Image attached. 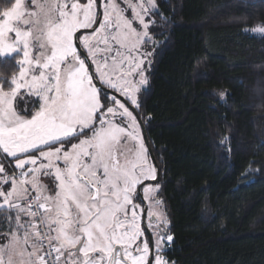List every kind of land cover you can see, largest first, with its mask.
<instances>
[{
    "label": "snow or ice",
    "instance_id": "snow-or-ice-1",
    "mask_svg": "<svg viewBox=\"0 0 264 264\" xmlns=\"http://www.w3.org/2000/svg\"><path fill=\"white\" fill-rule=\"evenodd\" d=\"M127 2L131 20L116 0H106L103 19L100 0L72 2L70 9L63 3L39 5L38 12L27 14L29 18L21 0H15L2 12L0 57L22 52V59L7 91L0 83V151L6 154L0 156L4 162L0 210L15 212V231L10 223L12 239L0 247V264L6 251L7 264H14L17 252L23 256L21 242L31 243L27 264H167L162 249L173 237L160 229L166 220L149 212L159 221L153 262L149 242L137 244L143 233L137 222L139 205L134 202L139 199L138 186L157 179L156 169L147 163L134 112L142 111L139 93L148 83L150 57L156 54L145 46H162L153 41L155 20L150 19L159 10L156 0ZM13 21L31 27L25 30ZM137 22L139 28L134 27ZM78 29H92L93 34L81 37L76 35ZM253 31L264 33V27ZM13 32L15 39L5 42V35ZM113 42L119 47L114 49ZM100 44L103 62L93 51ZM81 46L88 56L78 51ZM89 56L96 65L94 72ZM21 89L36 98L23 109L15 103ZM36 102L39 108L33 113ZM8 158L15 161L14 169H6ZM41 176H54L55 188L51 180L41 183ZM157 190L158 185L143 187L146 197ZM42 241L47 242L46 249Z\"/></svg>",
    "mask_w": 264,
    "mask_h": 264
},
{
    "label": "trees",
    "instance_id": "trees-1",
    "mask_svg": "<svg viewBox=\"0 0 264 264\" xmlns=\"http://www.w3.org/2000/svg\"><path fill=\"white\" fill-rule=\"evenodd\" d=\"M13 3L0 0V15ZM156 4L152 38L162 46L151 43L135 113L173 237L167 264H264V33H250L264 27V0ZM18 60L0 59L4 90Z\"/></svg>",
    "mask_w": 264,
    "mask_h": 264
},
{
    "label": "rangeland",
    "instance_id": "rangeland-1",
    "mask_svg": "<svg viewBox=\"0 0 264 264\" xmlns=\"http://www.w3.org/2000/svg\"><path fill=\"white\" fill-rule=\"evenodd\" d=\"M72 2H78V3H81V4L83 5V4H86V3L88 2V0H21V3H22V9H23V11H24L25 14H26V17H25V18H29V17L27 16L28 13L38 12V11H39V7H38L39 5H44V4L59 5V4H62V3H63V4H66L67 7L70 9V6H71V3H72ZM105 2H106V0H100V4H101V7H100V13H101V15H100V19H103V5H104ZM116 2L119 3V5H120L122 8L127 9V11H126V13H125L126 18H128V19L131 20V19H132V12H131V9L129 8V4H128L127 0H116ZM130 2H131V3H139L140 0H130ZM56 15H57V16L59 15L58 11L56 12ZM3 19H4V18H3L2 14H1V15H0V23L3 22ZM32 19H35V18L32 17ZM150 19H151V17H150ZM12 23L15 24L16 26L21 27L22 29H25V30H26L27 28L31 27L30 25H24V24H22L21 22H17V21H13ZM94 27L98 28V27H99V24L94 25ZM134 27L139 28L138 22H137V23H134ZM256 28H258V27H256ZM256 28H253V29L250 31V33L253 34V35H261V34H263V33H258V32L253 31V30L256 29ZM79 31H85V33L82 34L81 37H82V36H85V35L91 36V35L93 34V33H92V29H87V30H85V29H78L77 33H78ZM74 37H75V36H74ZM14 39H15V33H14V32H13V33H7V34L5 35V38H4L5 42H11V41H13ZM73 43H74V40H73ZM78 43H79V41H78ZM74 45H75V43H74ZM112 46H113L114 49L119 47V45H116L114 42L112 43ZM150 46H151V43H149V44L146 45L145 47L148 49L149 52H152V50L150 49ZM81 48H82V50L84 51V53L86 54V56H88V55H89V54H88V50H87V49H84L82 46H81ZM103 48H104V45H103V44H100L98 48H94V49H93V51H95V52L98 54V56L101 58V61H102V62H103V57H104V55H105V53L102 51ZM35 52H36V49H33V53H34V54H35ZM14 55H18V56H19V60L22 59V52L19 53V54H16V53L12 54V56H14ZM133 55H135V53H133ZM12 56H2V57H0V59H3V58H9V57H12ZM113 57H115V51H113V53L111 54V56L109 57V60H108L109 71H111V69H112V67H113V63H112V58H113ZM151 58H152V57H150V59H151ZM88 61H90V64H91V66H92V68H93V72H94V71H95V67H96V65L92 62V58H91V56H89V60H88ZM86 66H87V65H86ZM18 67H19V65H18ZM115 67L119 68V63H117V64L115 65ZM121 71H122V69H121ZM18 72H19V70H18ZM16 75H18V73H17ZM147 76H148V73H147ZM145 87H146V85L144 86V88H145ZM144 88H143V89H144ZM5 91H7V90H5ZM139 94H140V93H139ZM35 99H36L35 97L28 96L27 93H26V90H25V89H21V90H20V96L17 97V100L15 101V103L19 106V108L23 109V108L26 107V104H30V103H31L32 101H34ZM33 107H35V104L32 105V112L34 113L36 109H35V108L33 109ZM38 108H39V102H37V109H38ZM28 118H30V116H29ZM97 127H99L98 122H97ZM141 133H142V130L140 129V136H141V138H142ZM88 135L91 136V132H89ZM81 138H83V137H81ZM143 142H144V141H143ZM73 143H79V141H77V142H73ZM57 146H59V145H57ZM127 146H128L129 148H132L133 143H132V142H128V145H127ZM144 146H145V143H144ZM67 147L70 148L71 146H70V145H67ZM145 149H146V146H145ZM146 150H148V149H146ZM5 155H6V154H3L2 151H0V156H5ZM129 160H130V161H134V156H130V157H129ZM8 161L10 162V165L8 166V164H6V165H5L6 169H8L9 167H10L11 169H14V168H15V161L12 160L11 158H8ZM122 162H123V161H122ZM0 163H4V162H3V161H0ZM147 163H148L149 166H151L152 168H154V167H153V164H152V162H151V159H150V157H149V155H148V151H147ZM60 166L63 167L62 162H61ZM9 174H11V173H9ZM0 175H3V174L0 173ZM50 180H51V182H52V183H51V187L55 188V184H56V182H55V178H54V176H53V177H45V176H41V177H40V182L43 183V184H46V185L49 183ZM149 186H150V185H149ZM9 187H10V185H9ZM147 187H148V186H147ZM151 187L156 188L157 185H154V186H151ZM157 191H158V190H157ZM143 193H144V192H143ZM156 193H157V192H156ZM156 193H155V194H151V193H150V194H148L147 197H146L145 194H144V196H145L147 199H151L150 204H152V205H153V202H154L153 199L156 198ZM152 209H154V212H155V213H158L160 216H162V217L164 218V220H166L165 213H164L163 208H162V206H161L160 203H159L157 206H154V205H153ZM6 214H7V215H6V216H7L6 218H7L8 223L5 225V228H4V229H5V232H4V234H1V233H0V239L2 238V239L0 240V247H3L4 245L9 244V242H10L11 239H12V235H11V231H10V223H11V225H12V231H15V220H14L15 212H12V213H7V212H6ZM9 215H11V216L13 217V219H12L11 221H9V219H8ZM25 219H27V218L25 217ZM163 225H164V224H163ZM164 226L166 227V225H164ZM19 236L21 237V241H22L23 232H21V233L19 234ZM137 244H138V243H137ZM171 244H172V242L169 243V242H167V241L165 240V241H164V247H163V249H162V252L165 251V250H167V249H169V248L171 247ZM20 248L23 250V253H24V254H23V256L19 255L18 252H17V254H14V255L12 256L13 262H14V264H27V261H28V259H29V257H28V253L32 251L31 243H29V245H23V243L21 242ZM65 258H66V257H65ZM3 259H4V264H7V261H8V252H7V251L5 252V255H4ZM164 259H165V258H164ZM165 260H166V259H165Z\"/></svg>",
    "mask_w": 264,
    "mask_h": 264
},
{
    "label": "flooded vegetation",
    "instance_id": "flooded-vegetation-1",
    "mask_svg": "<svg viewBox=\"0 0 264 264\" xmlns=\"http://www.w3.org/2000/svg\"><path fill=\"white\" fill-rule=\"evenodd\" d=\"M134 115H136L135 112H134ZM138 124L140 125L139 121H138ZM140 129L142 130V133H141L142 139H143V141L145 143L146 149H148V147L146 145V142H145V139H144V135H143V128H142L141 125H140ZM147 151H148V155L150 157L149 150H147ZM150 159H151V157H150ZM151 162H152V159H151ZM152 164H153V162H152ZM153 167L155 169L154 164H153ZM156 173H157V171H156ZM153 181L154 180H147V181H144L141 186H138L139 199L135 200L134 202L139 205V207L136 209L137 217H138L137 222L140 224L141 231L143 233L142 236L138 237L137 243L142 245L143 242H145V241L149 242V249H150L149 258H150V260H152L154 262V258H155V239H156V231H157V227L156 226L159 223V221L156 219V216L150 217L149 216V212L150 211L154 212V209H152V207H153V205L157 206V204L155 202L158 201V199H156V198L153 199L154 202H153V205H152V204H150L151 199H147L144 196V193H143V187H147L149 185L150 186H154ZM155 184H157V183H155ZM130 218H131V211L129 212V219ZM150 224H151V227L149 226ZM160 229H163L165 234L168 235L166 227L163 224H160ZM165 252H166V250L162 252V255L164 256V258H165Z\"/></svg>",
    "mask_w": 264,
    "mask_h": 264
},
{
    "label": "water",
    "instance_id": "water-1",
    "mask_svg": "<svg viewBox=\"0 0 264 264\" xmlns=\"http://www.w3.org/2000/svg\"><path fill=\"white\" fill-rule=\"evenodd\" d=\"M76 35H78V33H77ZM74 43H75V45L78 44V40H77L75 37H74ZM78 51H81V52L84 53V51L82 50L81 47L78 49ZM84 55H85V54H84ZM92 71H93V68H92ZM143 135H144V139H145L146 145H147V147H148L149 153H150V155H151V150H150V147H149V145H148V141H147V139H146V135H145V133H144V130H143ZM151 158H152V157H151ZM157 175H158V176H157V179L154 180L153 183H158V182H159V174H157Z\"/></svg>",
    "mask_w": 264,
    "mask_h": 264
},
{
    "label": "built area",
    "instance_id": "built-area-1",
    "mask_svg": "<svg viewBox=\"0 0 264 264\" xmlns=\"http://www.w3.org/2000/svg\"><path fill=\"white\" fill-rule=\"evenodd\" d=\"M42 243L44 244V246H45V249H46L47 242H46V241H42Z\"/></svg>",
    "mask_w": 264,
    "mask_h": 264
}]
</instances>
